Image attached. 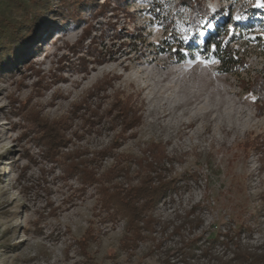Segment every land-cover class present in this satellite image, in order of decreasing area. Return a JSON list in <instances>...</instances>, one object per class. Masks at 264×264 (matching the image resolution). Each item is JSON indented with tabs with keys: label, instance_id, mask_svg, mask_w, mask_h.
I'll use <instances>...</instances> for the list:
<instances>
[{
	"label": "rangeland",
	"instance_id": "1",
	"mask_svg": "<svg viewBox=\"0 0 264 264\" xmlns=\"http://www.w3.org/2000/svg\"><path fill=\"white\" fill-rule=\"evenodd\" d=\"M103 1L0 68V264H245L264 252V8ZM213 37L228 63L197 59Z\"/></svg>",
	"mask_w": 264,
	"mask_h": 264
},
{
	"label": "trees",
	"instance_id": "2",
	"mask_svg": "<svg viewBox=\"0 0 264 264\" xmlns=\"http://www.w3.org/2000/svg\"><path fill=\"white\" fill-rule=\"evenodd\" d=\"M105 1L106 0L103 2L105 3ZM117 1L121 2L123 0ZM185 1L186 4L191 5L195 9L196 14L199 15L202 11V14L206 13L210 15L209 8L203 11L200 2L194 3L195 0ZM97 5H99L98 0H0V68H4L7 63L14 61L20 50L23 52L26 48H29L31 52L32 48L30 43L32 39L35 36L39 37L47 28H54L58 19H60L63 24L71 21L80 23L83 19L84 8L87 7L88 10L91 11V9H94ZM207 15L205 17H208ZM200 19L198 20L197 16L193 17L197 25L200 24ZM241 26L245 28L244 25ZM212 40L213 43L218 45V50L214 51L216 61L228 63L229 60H232L231 54L227 52V45L218 42L217 37H213ZM99 58L100 57L95 60L96 64L101 63ZM228 71H230L229 68L225 70V72ZM260 161L264 166V155ZM151 163L149 164L152 165ZM160 176L163 175L160 174ZM145 187L147 186L145 185ZM136 192L140 194V202L144 203L136 206L138 214L141 215L149 209L146 206L147 201H144V199L147 198L146 195H149L151 197V202L156 204L160 196L165 193V189L152 187L150 189H137ZM262 198L264 200V196H262ZM238 257L241 263L264 264V252L257 255L244 250L239 253ZM223 264H231V261L223 262Z\"/></svg>",
	"mask_w": 264,
	"mask_h": 264
},
{
	"label": "snow or ice",
	"instance_id": "3",
	"mask_svg": "<svg viewBox=\"0 0 264 264\" xmlns=\"http://www.w3.org/2000/svg\"><path fill=\"white\" fill-rule=\"evenodd\" d=\"M257 7H262L264 8V2H262V0H257V4H256ZM236 21H241V20H244V19H247V16H244V15H240V14H236L234 17H233ZM216 19V17H213L212 19H203L200 23L203 25V27L205 29H212L215 25L213 24L212 20ZM228 28L230 31H232V34L235 35V32L233 30V26L232 25H228ZM198 32L199 36L203 37L205 36L206 32L204 30H196L195 32H192V34L190 35H184L181 37V39L184 41V42H189L192 40L193 36L196 35ZM211 48L215 51V50H218V45L216 44H212L211 45ZM179 51V50H177ZM197 59L202 62V63H205L206 65L208 63H216L218 61H211V60H206V59H201L200 57H197ZM255 99V97H254Z\"/></svg>",
	"mask_w": 264,
	"mask_h": 264
}]
</instances>
